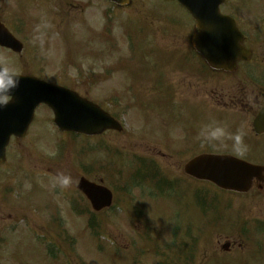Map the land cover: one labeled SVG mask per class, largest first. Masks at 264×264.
<instances>
[{
    "label": "flooded vegetation",
    "instance_id": "obj_1",
    "mask_svg": "<svg viewBox=\"0 0 264 264\" xmlns=\"http://www.w3.org/2000/svg\"><path fill=\"white\" fill-rule=\"evenodd\" d=\"M94 1L98 9L104 2L0 0V24L9 36L0 30V66L19 77L64 80L79 95L88 76L68 72L66 63L71 49L81 46L73 41L76 32L101 30L100 12L92 26L86 23V5ZM129 10L126 54L118 56L117 41H111L113 54L90 73L95 104L115 121L127 115L131 156L160 161L152 173L160 188L188 178L175 161L200 156L261 168L244 192H224L209 183L221 196L209 201L211 224L228 223L225 215L233 218L231 233L211 231L209 237L214 255V245H228L220 254L226 264H264V0H209L206 41L196 39L192 18L173 0H141ZM197 46H206V57Z\"/></svg>",
    "mask_w": 264,
    "mask_h": 264
},
{
    "label": "rangeland",
    "instance_id": "obj_2",
    "mask_svg": "<svg viewBox=\"0 0 264 264\" xmlns=\"http://www.w3.org/2000/svg\"><path fill=\"white\" fill-rule=\"evenodd\" d=\"M97 3L86 5V23L90 26L98 11L103 12L107 7L101 3L98 9ZM140 5L138 0L132 7ZM131 13V10L114 11L113 32L110 36H104L103 32L102 40L112 39L118 31L125 33ZM100 25L104 29L102 19ZM75 34L73 41L78 39L81 46L71 49V60L77 54L83 56L78 62L69 60L66 70L88 76L80 94L95 101V81L90 73L97 72L95 63L114 51L105 47L97 49L101 41L94 44L88 39L94 35L90 31H86V36L82 32ZM116 41L119 53L128 49L125 38ZM98 57L101 58L96 62ZM107 65L103 66L107 68ZM35 115L26 138L10 141L6 163L0 165V264H183V258L174 255L190 246V264H212L219 260L209 257L208 184L181 183L183 191L179 193L184 202L178 204L159 197L147 182H143L144 193L127 191V181L133 180L134 172L127 176L126 166L133 167L135 161L126 134L103 137L100 140L104 149L99 150L98 141L93 138L58 134L46 108H39ZM120 121L126 132L128 119ZM81 177L91 182L102 179L106 183L114 193L111 211L92 216L93 212L76 191ZM195 191L196 198H192ZM149 192H153L150 198ZM190 201L197 204L192 206L196 208L193 212L186 203ZM71 206L76 209V215L70 211ZM138 212L141 217H134ZM53 219L59 223H51ZM90 221L92 230L88 227Z\"/></svg>",
    "mask_w": 264,
    "mask_h": 264
},
{
    "label": "water",
    "instance_id": "obj_3",
    "mask_svg": "<svg viewBox=\"0 0 264 264\" xmlns=\"http://www.w3.org/2000/svg\"><path fill=\"white\" fill-rule=\"evenodd\" d=\"M123 5L127 0H109ZM194 18L202 38L207 37V18L209 0H177ZM204 53V49L201 48ZM11 100L0 104V163L5 160V148L9 138H21L25 135L36 107L48 106L54 114V124L62 132H74L87 136L101 134L114 129L115 124L96 106L78 98L64 89L47 85L34 79H21L7 75L0 69V100L3 96ZM251 168L233 160H210L202 157L188 163L184 171L203 181H213L218 186L241 190L239 172ZM78 189L89 199L92 208L98 211L110 205L111 194L105 190L81 180Z\"/></svg>",
    "mask_w": 264,
    "mask_h": 264
}]
</instances>
